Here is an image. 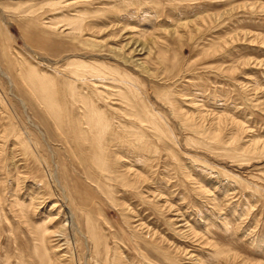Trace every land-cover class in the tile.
Wrapping results in <instances>:
<instances>
[{
  "label": "rangeland",
  "instance_id": "obj_1",
  "mask_svg": "<svg viewBox=\"0 0 264 264\" xmlns=\"http://www.w3.org/2000/svg\"><path fill=\"white\" fill-rule=\"evenodd\" d=\"M0 264H264V0H0Z\"/></svg>",
  "mask_w": 264,
  "mask_h": 264
},
{
  "label": "bare ground",
  "instance_id": "obj_2",
  "mask_svg": "<svg viewBox=\"0 0 264 264\" xmlns=\"http://www.w3.org/2000/svg\"><path fill=\"white\" fill-rule=\"evenodd\" d=\"M95 113V112H94ZM92 114V113H91ZM97 125V124H96ZM69 215V214H68Z\"/></svg>",
  "mask_w": 264,
  "mask_h": 264
}]
</instances>
